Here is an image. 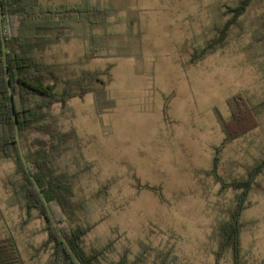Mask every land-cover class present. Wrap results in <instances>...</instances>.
<instances>
[{"label": "rangeland", "instance_id": "obj_1", "mask_svg": "<svg viewBox=\"0 0 264 264\" xmlns=\"http://www.w3.org/2000/svg\"><path fill=\"white\" fill-rule=\"evenodd\" d=\"M238 1L42 0L114 11L107 29L96 30L109 34L97 53L76 29L43 52L61 80L109 68L104 85L86 82L91 91L64 110L52 108L57 126L71 134L55 169L75 175L72 223L56 218L64 228H87L85 251L105 250L98 264L124 253L142 255V264H231L228 252L217 263L215 233L236 192L215 174L227 184L264 159V108L256 127L223 147L216 112L228 118L227 101L238 92L251 105L264 100V0H251L222 48L196 64L191 58ZM255 181L240 218L242 264H264V175ZM20 182L15 164L0 157V239L14 240L24 264H50L44 221L13 200Z\"/></svg>", "mask_w": 264, "mask_h": 264}, {"label": "trees", "instance_id": "obj_2", "mask_svg": "<svg viewBox=\"0 0 264 264\" xmlns=\"http://www.w3.org/2000/svg\"><path fill=\"white\" fill-rule=\"evenodd\" d=\"M250 2L251 0H239L234 7H230L231 18L223 26L217 27L215 36L203 49L192 55V64L224 46L229 27L236 23ZM0 5V157L12 161L17 174L21 175V182L12 190L13 200L25 209L26 213L35 210L43 219L47 231L46 244H52L50 264H75L60 240L19 158L5 69L12 91L19 138L30 172L43 192L74 254L82 264H98L105 250L97 249L91 253L85 251L83 239L88 232L87 228L72 225L64 228L56 218L57 213H62L72 223L71 209L75 206L72 182L75 175L65 171L58 172L55 169L56 161L68 148L67 142L71 140V134L57 126V117L53 115L52 108L59 104L64 110L71 98L82 97L91 91L85 87L86 82L94 80L104 85L102 77L108 75L109 68L104 72H82L78 77L61 80L54 65L44 61L43 52L48 45L70 38L71 36L66 37L65 33L76 29L75 36L79 35L85 39L91 53H97L100 50L99 43L109 34L100 35L96 30L107 29V19L114 11L110 7L89 2L45 4L42 0H0ZM2 40L6 52V65L3 61ZM59 84H62L63 88L58 91ZM244 97L238 92L228 99L230 110L228 118L216 112L218 124L224 134L222 147L258 124L257 117L260 109L264 108V100L251 105ZM218 159L219 154L215 153L214 172L218 169ZM260 175H264V159L251 167L245 177L227 184L215 174L222 188L230 187L236 192L232 209L227 213L226 219L219 222L216 229L217 263L220 255L228 252L231 255V264H242L239 242L240 218L246 208L248 194ZM81 208L83 210L84 205ZM142 263V255L137 254L131 260L124 253L112 264ZM0 264H24L14 240L7 234L0 239ZM159 264H166V259H162Z\"/></svg>", "mask_w": 264, "mask_h": 264}, {"label": "water", "instance_id": "obj_3", "mask_svg": "<svg viewBox=\"0 0 264 264\" xmlns=\"http://www.w3.org/2000/svg\"><path fill=\"white\" fill-rule=\"evenodd\" d=\"M0 27H1V5H0ZM2 51H3V61H4V65H6V52H5V46H4V40H2ZM6 71V82L8 85V93H9V99H10V106H11V115H12V121H13V131H14V136H15V143H16V147H17V151H18V155L19 158L21 160L22 166L26 171V174L28 176V178L30 179L32 185L34 186L35 190L37 191L47 213L48 216L52 222V224L55 227V230L60 238V240L62 241L64 247L66 248L67 252L69 253V255L71 256V258L73 259V261L75 262V264H82L80 262V260L77 258V256L74 254V252L72 251L71 247L69 246L68 242L65 239V236L63 235L60 227L58 226L56 219L51 211V208L49 206V204L47 203L43 192L41 191V189L39 188L37 182L35 181L33 175L30 172V169L28 167V164L26 162L25 156H24V152L22 149V145H21V141L19 138V131H18V123H17V118H16V114H15V110H14V104H13V99H12V91H11V87H10V83H9V77L7 74V69H5Z\"/></svg>", "mask_w": 264, "mask_h": 264}, {"label": "flooded vegetation", "instance_id": "obj_4", "mask_svg": "<svg viewBox=\"0 0 264 264\" xmlns=\"http://www.w3.org/2000/svg\"><path fill=\"white\" fill-rule=\"evenodd\" d=\"M43 220V219H42Z\"/></svg>", "mask_w": 264, "mask_h": 264}]
</instances>
